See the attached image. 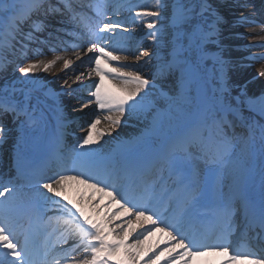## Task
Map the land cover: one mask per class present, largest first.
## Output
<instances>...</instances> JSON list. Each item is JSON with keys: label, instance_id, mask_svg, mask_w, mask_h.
<instances>
[{"label": "snow or ice", "instance_id": "obj_1", "mask_svg": "<svg viewBox=\"0 0 264 264\" xmlns=\"http://www.w3.org/2000/svg\"><path fill=\"white\" fill-rule=\"evenodd\" d=\"M249 7L247 0H0V146L12 144L0 173V264H139L134 250L149 228L172 245L165 264L209 253L226 257L221 264H264V83L251 87L264 81V63L251 80L238 75L264 54L236 59L230 43L232 28L258 23ZM45 46L70 51L80 64L36 59ZM245 47L264 49V40ZM58 61L62 84L50 89L36 73ZM85 78L90 87L79 83ZM64 97L81 111L97 109L70 145ZM126 120L149 133L178 131L146 154H129L132 141L105 154L101 141ZM69 183L107 198L90 202L97 216L108 205L117 211L94 219L67 200ZM118 215L127 221L114 223ZM134 223L149 228L129 243Z\"/></svg>", "mask_w": 264, "mask_h": 264}, {"label": "bare ground", "instance_id": "obj_2", "mask_svg": "<svg viewBox=\"0 0 264 264\" xmlns=\"http://www.w3.org/2000/svg\"><path fill=\"white\" fill-rule=\"evenodd\" d=\"M256 1V0H254ZM253 1L248 2L251 7L244 9V11L251 15L254 20H256L258 23H263L264 25V0H257L255 3H252ZM239 10H237L238 12ZM254 11L255 14H251L250 12ZM258 23L253 26L252 28H243V27H238L235 32L237 36L239 37L238 40V45H240L243 48H246L245 46H250L254 43H258L261 40H264V28L261 26H258ZM244 35V36H241ZM254 48H251L250 51L247 48V53L249 56L250 55H255L253 53ZM264 54V52H262ZM261 64V63H260ZM259 68L258 63H255L252 67L247 68L245 70L246 75L243 77H246L247 79L251 80L252 76L256 72V70ZM251 87L254 90H259L257 87V82H253ZM63 107V106H62ZM94 107V106H92ZM89 107L88 109L92 108ZM74 111L78 108L76 111V114L78 115V119L74 118L72 119L74 121V126H81V123L79 119H81L84 116H90L91 113L89 110L84 109L81 111L79 109V106L76 105L74 107ZM93 111H97L96 109ZM93 115V114H92ZM68 118V117H67ZM68 123V128L70 126L71 120H67ZM72 124V123H71ZM86 127V126H85ZM132 133L130 130L127 131L125 127L118 128L115 132L112 133L111 136H109L106 139L108 147H110L114 152H118L122 149L123 142L125 141H132L133 143L127 145V150L130 148L132 145H135L138 142V137L133 134H128L127 138H125V135L123 133ZM123 135V136H122ZM67 137V136H66ZM121 143V144H120ZM70 145V144H69ZM115 146L117 148H115ZM115 148V149H113ZM149 151H146V149L138 151V153H148ZM130 153V151L128 152ZM109 155V154H107ZM2 164V161L1 163ZM50 166V165H49ZM52 167V165H51ZM5 172V171H4ZM65 197L67 200H71L74 204H77L78 206L84 208V210L91 216H93L94 219H100L103 216L104 211H117V209L113 205H108V209H100V215L97 216L91 209H90V202L91 204H97L99 203L100 205L106 204L107 203V198L103 197L101 198L100 193H96L94 190L87 188L84 185H77L74 183H69L68 186L66 187ZM99 198V200H98ZM259 201V199H256ZM66 202V201H62ZM128 217L125 216H119L114 220V223H121L122 221H127ZM134 219V218H133ZM124 227L126 230L129 229V226L127 223L124 224ZM133 229H135L132 232V235L128 237V242L129 243H134L135 238L139 233H143L144 228H149L148 224H144L143 227H141L139 224L134 223L131 226ZM151 235H148L147 233H144V235H141L139 238L143 241V243L139 246L138 249H135L138 253V261L139 264H145V261H147V264H165V260L167 258V253L164 251L165 248L167 247H172V245H168L167 242V236L165 233L160 232L158 229L157 230H151ZM153 251H158L159 255L154 259V261L151 263L152 259H149L151 257ZM179 251V250H177ZM125 257L123 254H119L118 256L114 257V259H124ZM195 263L198 264H221L223 260L226 259L221 254H213L209 253L206 255H201V256H194L193 257ZM149 260V261H148ZM150 262V263H149ZM168 264H180V261H174V260H169ZM237 264H248L247 260H241L237 262Z\"/></svg>", "mask_w": 264, "mask_h": 264}, {"label": "rangeland", "instance_id": "obj_3", "mask_svg": "<svg viewBox=\"0 0 264 264\" xmlns=\"http://www.w3.org/2000/svg\"><path fill=\"white\" fill-rule=\"evenodd\" d=\"M135 2L136 3H140V4L150 5L152 3V0H135ZM247 2H248V0H247ZM229 15H231V14H229ZM127 16H128V13L125 12L124 13V17L127 18ZM259 25L262 27L261 22L259 23ZM237 28L238 27H235V28H232L230 30L231 37H232L231 40H230V43H231V45L234 48V51L232 52V56L234 58H236V59H239L241 57H248V56L246 55V53L243 50V48L240 47L238 45V43H237L238 40H239V37L237 36V34L235 32V30ZM241 36H244V35H241ZM136 42H138V40L134 41L133 44H135ZM43 52L45 54L37 56L36 59L47 61V60L54 59L55 56H57V55H59V56H70L74 60V63H76L77 65L80 64L79 61L75 60V57L72 56L71 52H68V53H61L60 51H58V52H50L46 46L43 47ZM62 52H64V51H62ZM253 52L255 53V55H259L258 53L264 52V49L254 48ZM133 59L134 58L130 59L129 61H127V63H132ZM262 63H264V61H262ZM258 66L260 67V64H258ZM61 68H62V61H58L51 69H49L48 72L40 71V72L36 73V76L39 78V82L41 84L47 82L48 83V87L50 89H59V87L62 84V81H57L56 77L58 75H61V72H60ZM247 68H250V67L245 65L243 68H241L239 70V72H238V75L240 77L245 76L246 75L245 70H247ZM79 71H85L86 72L87 69L85 67L81 66V67H79ZM145 71H146V69H145ZM72 79L74 80L75 77H72ZM98 79L99 78L95 77L94 74L91 77V81H98ZM79 83L82 84L85 88L91 86L90 80L88 78H85L83 81H80ZM261 83H264V81L257 82V87L256 88L259 89ZM105 88L109 89V90H114L113 89V85H112V83L110 82V80L108 78L105 79ZM78 94L87 96V92L83 91V89ZM63 105H64V107H63L64 113L69 115V116L66 115L68 117V120H72L74 118L78 119V115L76 114V111L78 110V108L74 111V109H75L74 106L77 105L76 100L70 99L68 97H64L63 98ZM95 109H96L95 107H92L90 109L87 108V110H89V112L91 113V117L90 116L89 117L88 116H84L81 119H79V121L81 123V126L77 127V126L71 125L70 128H68V131H69L68 137H70V138L66 139V140L68 141L69 144H72L77 137H81L82 135H84V131H82V128L86 130L85 126L87 125V121L90 118H94V116L92 114L97 112V111H93ZM104 114H106V113H104ZM54 120H55V117L53 116V122H54ZM5 124H7V123H5ZM103 126L104 125H103V122H102V124L99 127H103ZM121 127H125L127 129V131L130 130L132 132V133H127V134H126V132L123 133L125 135V138H127L128 134H133L134 136L136 135L138 138L143 137L142 140H139V144H137V146H135L136 150H141L143 148L153 149L157 145L163 143L168 137H170L171 135L175 134L176 131H178V129H174V128L173 129H169L168 127H165L161 131V133H159V134L149 133V132L146 131L145 124L143 122L137 121V120H126L121 125ZM108 137L109 136H105L103 141H101V143L103 144V150H104L105 154H107V151L111 150L110 147H108L109 145H107V143H106V139ZM258 149H259V146L257 145L256 146V158H255L254 165H253V167H254L253 185H252V189H251L252 191H254V194H259L260 193V168H259V163L260 162H259V150ZM11 153H12L11 141H9L8 143L0 146V163L2 161V164H0V173H3V171L7 170L9 162H10ZM254 186H255V188H254ZM153 261H154V259H152L151 263ZM174 261H179V259L174 260ZM193 261H194V259L192 257L191 260H190V264H198V263H195Z\"/></svg>", "mask_w": 264, "mask_h": 264}]
</instances>
